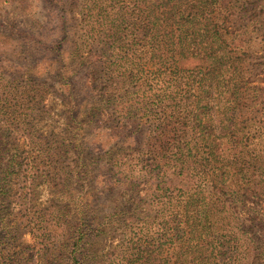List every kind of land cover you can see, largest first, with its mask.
<instances>
[{
  "label": "trees",
  "instance_id": "trees-1",
  "mask_svg": "<svg viewBox=\"0 0 264 264\" xmlns=\"http://www.w3.org/2000/svg\"><path fill=\"white\" fill-rule=\"evenodd\" d=\"M3 2L51 66L0 68V264H29L22 232L36 264H264V5ZM49 93L66 129L41 128Z\"/></svg>",
  "mask_w": 264,
  "mask_h": 264
},
{
  "label": "rangeland",
  "instance_id": "rangeland-1",
  "mask_svg": "<svg viewBox=\"0 0 264 264\" xmlns=\"http://www.w3.org/2000/svg\"><path fill=\"white\" fill-rule=\"evenodd\" d=\"M248 3V6L253 4H263L264 0H244ZM44 11V10H43ZM45 12V11H44ZM43 12V15L46 14ZM33 32H37L36 29L33 30V8L31 12L27 14L25 11H22L20 7L10 4H5L3 0H0V68L3 69V72L11 77H8L10 80H14V78L19 79L16 82H20L23 85L29 84L28 79L25 76H22L23 72H29L31 78L33 79V74L39 76L42 72L51 66L50 58L43 59V54L39 55V52H34V50H38L36 48V44H33ZM4 36L7 38H12L13 41L7 43L4 39ZM3 38V39H2ZM4 42V43H3ZM35 48V49H34ZM42 51V50H41ZM46 52V51H45ZM39 55V56H37ZM33 67H36L33 70ZM33 81V80H32ZM48 83V82H47ZM50 92V91H49ZM45 110L48 111V116H46L41 128L44 132L57 131L61 129H66V124L68 123V110L65 108L64 103L60 100V98L56 94H51L47 96L45 100ZM98 123L104 126L105 123L111 127V122L107 120V118H99ZM106 125V126H107ZM79 133V132H77ZM81 134L83 132L81 131ZM97 141L102 142L103 138L98 137ZM23 141H20V147L23 146ZM29 166V164H27ZM34 165V164H33ZM65 166L71 165V170L74 171L78 183V189H80V185L83 184L81 179L83 178V171L80 172L81 167L77 169L73 168V164H64ZM77 165V164H75ZM27 167V166H26ZM24 167V170H26ZM68 171V169H67ZM29 173L24 171L22 173V177L16 180V190L22 191L25 187L26 183L23 181L24 176H28ZM64 195L60 198V200L71 199V195L69 193H63ZM75 197L78 198L82 196V193H75ZM35 202L36 205L44 207L45 205H50L52 200H56V196L53 198L50 195L47 185H41L35 192ZM34 205V203H33ZM36 207V206H35ZM37 209V208H36ZM22 237L19 240L21 247L19 250L21 251L22 256H26L29 264H36V256L39 255V250L43 248V246H35L34 242V233L33 236L30 233L22 232ZM101 248L107 249L108 246L111 245L112 241H101Z\"/></svg>",
  "mask_w": 264,
  "mask_h": 264
}]
</instances>
